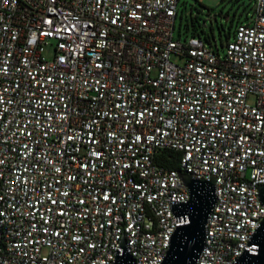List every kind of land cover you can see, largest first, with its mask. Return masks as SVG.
Wrapping results in <instances>:
<instances>
[{
  "label": "built area",
  "instance_id": "built-area-1",
  "mask_svg": "<svg viewBox=\"0 0 264 264\" xmlns=\"http://www.w3.org/2000/svg\"><path fill=\"white\" fill-rule=\"evenodd\" d=\"M178 2L0 0V264H162L180 173L215 179L195 264L256 252L264 0L222 54L174 37Z\"/></svg>",
  "mask_w": 264,
  "mask_h": 264
},
{
  "label": "water",
  "instance_id": "water-1",
  "mask_svg": "<svg viewBox=\"0 0 264 264\" xmlns=\"http://www.w3.org/2000/svg\"><path fill=\"white\" fill-rule=\"evenodd\" d=\"M180 178L189 192L186 202L173 205L175 216H187L188 222L176 228L162 264H195L204 246L205 227L208 216L216 201L215 179H198L187 173ZM258 196L264 205V186L258 187ZM250 244L256 245V252L244 253L235 264H264V219L251 237ZM122 253H117L112 264H134L121 244Z\"/></svg>",
  "mask_w": 264,
  "mask_h": 264
},
{
  "label": "rangeland",
  "instance_id": "rangeland-1",
  "mask_svg": "<svg viewBox=\"0 0 264 264\" xmlns=\"http://www.w3.org/2000/svg\"><path fill=\"white\" fill-rule=\"evenodd\" d=\"M253 0H179L178 15L175 19L174 37L184 40L191 37L192 23L203 25L205 31L210 35V44L219 54H222L223 47L226 45L224 30L229 28L230 21L238 20L240 23H247L252 15ZM180 16L182 18H180ZM189 23V29L185 23ZM221 32V35L219 34ZM234 27L231 28V35ZM205 44L209 45L201 34ZM43 56L50 59L53 56V46L48 44L44 47ZM171 59L181 62L178 57L172 55ZM248 104L255 102V96L248 94Z\"/></svg>",
  "mask_w": 264,
  "mask_h": 264
},
{
  "label": "trees",
  "instance_id": "trees-1",
  "mask_svg": "<svg viewBox=\"0 0 264 264\" xmlns=\"http://www.w3.org/2000/svg\"><path fill=\"white\" fill-rule=\"evenodd\" d=\"M178 15V11H177V14H176V17ZM180 18H182L180 16ZM192 23V30H191V37L195 36V37H201V34H203L204 36V39L209 42V46L210 47H213L211 44H210V35L205 31L203 25L199 24V23H194V22H191ZM241 24L238 20L234 22L231 20L230 21V24H229V28L227 31L224 30V34H225V38H226V43L232 38L234 32H235V29L237 27V25ZM189 23L186 22L185 23V26L187 29H189ZM234 27V32L233 34L231 35V28ZM219 34L221 35V32L219 31ZM216 50H218L216 48ZM178 159H179V153L177 152H173V151H169V150H165V151H162L158 156H157V160L156 162L160 165V166H163L167 169H178Z\"/></svg>",
  "mask_w": 264,
  "mask_h": 264
}]
</instances>
